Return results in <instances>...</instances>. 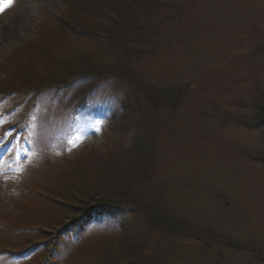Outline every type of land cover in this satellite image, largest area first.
<instances>
[{
    "label": "rangeland",
    "instance_id": "1",
    "mask_svg": "<svg viewBox=\"0 0 264 264\" xmlns=\"http://www.w3.org/2000/svg\"><path fill=\"white\" fill-rule=\"evenodd\" d=\"M123 18L145 31L129 62L109 43ZM79 56L97 66L121 60L125 79L175 96L152 106L130 81H73L55 59ZM41 86L48 93L35 101L30 93ZM135 96L145 109L133 121L142 122L114 137L115 100ZM0 137V249L40 240L36 261L46 264H110L120 252H142L136 264H264V0H12L0 11ZM124 189L136 204L118 197L126 203L118 216L80 242H60L59 227L46 231L80 201L96 207L97 190ZM67 193L74 207L62 201ZM146 210L186 228L180 237L154 230ZM137 222L150 240L122 251L114 231ZM0 264L36 262L0 251Z\"/></svg>",
    "mask_w": 264,
    "mask_h": 264
},
{
    "label": "trees",
    "instance_id": "2",
    "mask_svg": "<svg viewBox=\"0 0 264 264\" xmlns=\"http://www.w3.org/2000/svg\"><path fill=\"white\" fill-rule=\"evenodd\" d=\"M102 2H103V0H102ZM81 7H82V5L79 7V9L77 11L78 13L76 15H78V14L80 15V13L82 12V10H80V9H82ZM104 14L107 15L108 13L106 12ZM123 19H124V22H121V25L122 26L124 25V27L122 28L121 32L117 31L115 34L108 33V34H111L109 36V38H110L109 43L111 44V47H112L111 49L117 51L120 54L119 57L122 56L124 59L125 56H128V62H129L131 60V58L134 56L133 45H131V43L141 40V37L145 34V31H144V27L142 25L140 26L138 24H134V25L128 27V19H126V18H123ZM120 21H121V19H120ZM64 24H65V22H64ZM115 26L119 28L117 21L115 23ZM66 27H68V26L66 25ZM95 27L96 26H94L92 28H87L86 31H92L93 29H95ZM63 28H65V27H63ZM74 30L77 31L78 28H75ZM89 33H92V32H89ZM137 39H139V40H137ZM55 61L57 62V65L59 67H61L62 69H66L65 71L69 72V76H71L70 78H74L73 81L76 79H80V78H93V77H96L97 80L99 81V80L105 79L109 76H114L116 79H118L122 82H125V81L133 82L134 84H136L137 88L139 89V93L137 94L139 96V98H140V96L145 97L146 101L148 103H150L152 106L156 105L158 102H161V100H163L164 97H167L168 99L171 100V97L175 96L174 91L167 92L166 89H157V88L152 89L150 87L148 88V87L144 86L142 83L138 82L137 80H135L133 78L132 79H125L127 76V74H126L127 71H126V67L123 66L124 63L121 60H120L119 64L116 62L113 65H104V66L103 65L102 66L94 65L92 63L94 61L90 60L89 57L84 58L83 56H79V57H76L74 59H68V60L67 59L63 60V57H60L58 60L55 59ZM71 71H72V73H70ZM72 76H74V77H72ZM66 82H72V79L67 80ZM50 85L51 84H49V86ZM35 90H38L41 93L44 91V87H42V86L37 87V89H35ZM87 90L85 89L82 92L83 94L81 96L86 97ZM175 93H176V95H179L178 89H175ZM138 96H135L133 98L129 97L127 99H120L119 98L118 100H115V104L118 106L119 110L117 112H115L114 115L110 118L111 121L108 124V126L113 129L112 130L110 128V132L112 134H114V137L119 133L122 134L123 133L122 129L127 124L134 122V124L137 125L140 122H142V119L144 118V116H143L144 113H141L139 115V117L143 116L142 119L138 120L137 122L133 121V117L136 116V113H139V111L143 112V110L145 109V107H143V105L141 103H137ZM133 101H134V103H133ZM133 104L136 107L133 108L132 107ZM145 117L147 118L146 115H145ZM116 129L118 130L117 132H116ZM143 134L146 135V130L143 132ZM120 138L121 137H118L117 140H122ZM144 150H147V149H144ZM69 194L70 193H67V195L64 196V198L61 197L63 199L62 201L72 202V200H76L74 198L75 195H72L70 197ZM118 197H123L121 199L125 200L128 204H136L135 201L130 199L131 196H128L127 189H124L123 193L122 192H119V193L114 192L113 195L112 194H110V195L105 194V197H102V194L99 192V190H97L92 196L94 203L98 204L96 207H94L92 209H88L86 211L87 207L90 204H86L85 202L80 201V203L77 204V205H80L79 210H76L75 212H73L71 216H67L66 219L62 222L58 221V219H52L49 223L45 224L46 225V231H49V233L51 231L53 233H55V230L63 227L69 220L75 218L77 215H78L77 217H82V216H85L87 214H90L91 216H93L94 220L97 219V221L99 220L100 222L104 219V216H107L106 219L108 217L112 218L113 214H116V212H117L115 210V207H117L118 204H120V205L126 204V203H122V202H124L123 200H118L119 199ZM69 205L73 206L74 203L72 202ZM63 208L65 209L66 207L63 206ZM49 211H51L50 214L53 216L57 214V212L53 209H50ZM146 211H147L146 220L148 218V220L151 221L152 224L150 223V225H151V228L154 230H158V231H161V229L166 230L170 234H173L174 237H176V236L180 237V235L182 234L181 231H183L186 228V225L182 222L183 228H181V230H178L176 228L178 223L176 222V223H174L175 225H172L171 224L172 218L167 216L168 214L167 215L165 214L166 216H164L163 213L159 214L157 211H152V210H146ZM166 217H168V218L166 219ZM35 228L36 229H32V233H36V230H38L36 236L42 237L43 234L45 235V233L41 232L40 229H37V227H35ZM48 229H51V230H48ZM52 232H51V234H53ZM114 232L117 234L114 238L123 237L120 244H123V245H121V248L123 249L122 251L125 250L126 252H127V249L129 251L135 246H137V247L146 246L147 245L146 242H148V240H150V238H151L150 237L151 235L145 230L142 222H137L134 224L123 223ZM49 233H47L46 235H49ZM46 235L43 236V238H47ZM136 239H139V240L141 239L142 240L141 243L138 244ZM41 240H42V238H41ZM35 241H37L36 242L37 244L42 242L40 240H35ZM127 241H128V246L126 245ZM36 243H34V240L33 241L28 240L26 243H24V245L22 247L30 245V244H36ZM135 244H138V245H135ZM41 247L43 249V246H41ZM41 252L42 251H40V253ZM40 253L37 255L38 257L40 255ZM114 255H115V257L112 258V260H109L108 263H110V264H136V262H139V260H141L142 252H139V259H135L134 257H133L134 259H131L126 254H124V252L116 253ZM37 258L35 259V261L37 260Z\"/></svg>",
    "mask_w": 264,
    "mask_h": 264
},
{
    "label": "snow or ice",
    "instance_id": "3",
    "mask_svg": "<svg viewBox=\"0 0 264 264\" xmlns=\"http://www.w3.org/2000/svg\"><path fill=\"white\" fill-rule=\"evenodd\" d=\"M12 0H0V5L3 7L11 6ZM3 7H0V11H3ZM2 139V137H0Z\"/></svg>",
    "mask_w": 264,
    "mask_h": 264
}]
</instances>
